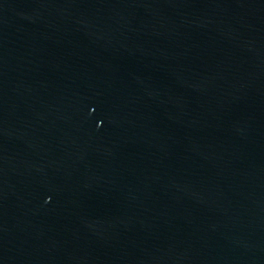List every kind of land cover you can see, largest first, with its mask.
<instances>
[{
  "label": "water",
  "instance_id": "1",
  "mask_svg": "<svg viewBox=\"0 0 264 264\" xmlns=\"http://www.w3.org/2000/svg\"><path fill=\"white\" fill-rule=\"evenodd\" d=\"M0 264H264V0H0Z\"/></svg>",
  "mask_w": 264,
  "mask_h": 264
}]
</instances>
